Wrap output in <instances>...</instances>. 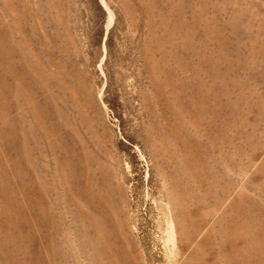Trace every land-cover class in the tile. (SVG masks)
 <instances>
[{"label":"rangeland","instance_id":"1","mask_svg":"<svg viewBox=\"0 0 264 264\" xmlns=\"http://www.w3.org/2000/svg\"><path fill=\"white\" fill-rule=\"evenodd\" d=\"M0 264H264V0H0Z\"/></svg>","mask_w":264,"mask_h":264}]
</instances>
